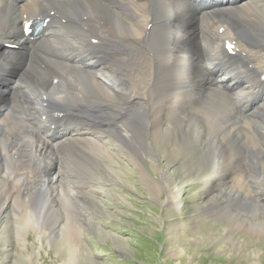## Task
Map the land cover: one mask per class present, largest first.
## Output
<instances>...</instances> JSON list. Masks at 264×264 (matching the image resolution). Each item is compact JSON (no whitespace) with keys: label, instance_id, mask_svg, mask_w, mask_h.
Here are the masks:
<instances>
[{"label":"bare ground","instance_id":"bare-ground-1","mask_svg":"<svg viewBox=\"0 0 264 264\" xmlns=\"http://www.w3.org/2000/svg\"><path fill=\"white\" fill-rule=\"evenodd\" d=\"M37 18L50 22L36 39L24 38L23 23ZM10 39L19 50L4 52L1 43ZM144 47L150 50L145 63L157 57L167 85L146 108L132 86L120 104L128 87L120 77L135 78L129 54ZM0 54L18 75L14 90L0 92V215L16 196H25L24 208L34 205L37 214L71 210L81 217L75 200L89 192L74 186L67 191L71 183L62 176L61 157L82 162L78 154L93 152L104 160L119 144L160 169L163 161L148 139L162 144L157 150L167 149L170 162L179 157L201 164L203 190L216 187L214 196L199 195L201 210L229 212L236 205L264 214V180L257 182L256 167L246 170L241 162L260 160L264 174V99L245 111L255 94L264 96V0L217 6L158 0L151 8L148 0H0ZM58 116L68 125L51 131L45 123L54 125ZM205 123L208 129L199 126ZM247 127L252 133L244 132ZM220 152L226 159L220 155L219 168ZM23 164L33 170L14 179L9 166ZM188 165L192 174L194 164ZM152 181L175 197L166 180ZM0 245L9 248L11 238L0 234Z\"/></svg>","mask_w":264,"mask_h":264},{"label":"rangeland","instance_id":"rangeland-1","mask_svg":"<svg viewBox=\"0 0 264 264\" xmlns=\"http://www.w3.org/2000/svg\"><path fill=\"white\" fill-rule=\"evenodd\" d=\"M148 2L150 8L158 6V0ZM203 2L217 6L227 5L231 0ZM149 54L146 47L130 52L135 78L131 81L128 76L120 77L128 85L125 94L118 98L120 104L125 103L132 86L142 94L140 108H146L158 100L156 94L167 85L157 57L145 63ZM250 104L245 111L250 110ZM260 113L257 111L256 116ZM208 117L211 123L215 122L213 116ZM205 125L199 126L208 129L210 124ZM155 131L149 132L152 135ZM244 132L252 133V129L247 127ZM160 138H164L163 135ZM148 145L154 147L159 161H163L162 168L153 167L149 157H137L119 144L113 145L112 155L104 160L95 159L93 152L78 154L82 162L67 163L65 157H61L62 176L71 183L67 191H75L74 186L89 192L79 194V199L75 200L74 211L79 208L81 217L71 210L37 214V210L33 211L34 205L24 208L25 196H16L12 200L15 205L12 204L6 215H0V234L12 240L9 248L0 245V264H264V214L236 205L230 206L229 212H221L222 208L211 211L215 214L201 210L205 203L199 195H216L215 186L211 188L215 191L203 190V180L197 173L201 164L188 165L179 157L170 162L166 148L157 150L162 145L157 139L153 145L148 139ZM220 155L224 158L226 152L216 156L219 168ZM134 161H138V165ZM241 162L245 163L246 170L256 167L257 182L264 180L260 160L242 159ZM193 164L195 170L191 174L187 172V165ZM9 167L14 179L33 170L30 164L19 166L20 170ZM209 169L207 174L210 175L213 172ZM221 172L225 171H215V176ZM237 177L235 180H239ZM152 180L161 184L166 180L170 189L177 191L175 197L170 199L164 187L160 185V191ZM148 189L158 193L153 194ZM29 208H33L30 210L33 213L28 212ZM242 213H247V218H241Z\"/></svg>","mask_w":264,"mask_h":264}]
</instances>
